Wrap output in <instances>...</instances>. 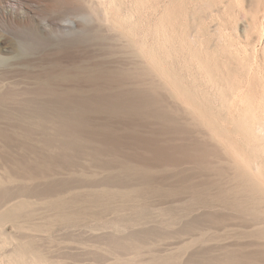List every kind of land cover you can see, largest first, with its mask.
Returning a JSON list of instances; mask_svg holds the SVG:
<instances>
[{
    "label": "rangeland",
    "instance_id": "rangeland-1",
    "mask_svg": "<svg viewBox=\"0 0 264 264\" xmlns=\"http://www.w3.org/2000/svg\"><path fill=\"white\" fill-rule=\"evenodd\" d=\"M133 1L118 0V16ZM82 3L64 12L83 33L33 39L21 58L7 52L22 76L4 80L0 67V196L23 194L6 208L31 203L20 225H0V264H47L16 257L22 238L60 264H213L222 252L232 264H264V194L245 192L242 167L264 165V0H155L152 19L143 2L135 27L121 17V31L135 28L129 41L97 30L103 0ZM70 66L83 72L60 79L55 69ZM69 83L72 96L84 84L98 98L55 100Z\"/></svg>",
    "mask_w": 264,
    "mask_h": 264
},
{
    "label": "bare ground",
    "instance_id": "bare-ground-1",
    "mask_svg": "<svg viewBox=\"0 0 264 264\" xmlns=\"http://www.w3.org/2000/svg\"><path fill=\"white\" fill-rule=\"evenodd\" d=\"M27 1V0H26ZM24 2L23 0H15V2L14 3H9L8 5L7 4H5L2 0H0V33H1V35L3 36V37H1L0 36V67H2V68H6V70H4V71H6L5 72V74H4V80L5 79H8V78H12V77H14L13 76V74H17V73H20V69H19V71L18 72H13L14 71V68L12 67V65L14 64V66L15 65H17V57H15V56H8L7 55V52H9V51H14V49L17 51L16 52V54H18V56H20L19 58H21V57H23L24 55V52H26V51H24L25 50V48H26V46L27 47H29V45H34V42H33V39L35 40V39H37L38 41L39 40H43V41H49V40H51L52 38H56V36H58V34L56 33V32H64L65 30V35L66 36H68V35H74V34H81V33H83L84 32V30L82 29V27H81V24L80 23H78V22H76L73 18H71V17H67V15L65 14V10L67 11V10H76V9H78V8H80V7H82V5H83V3H82V0H28V2ZM118 1V0H117ZM117 1L116 0H106V1H104L103 0V2H104V4L107 2V4H102V3H100V4H102V5H99V6H101L100 7V9H97L96 8V10L98 11V10H100V11H98V12H100V13H102V16H101V18L100 19H102V22L104 23L103 25H101L100 23H98V24H100L101 26L99 27V29L97 28V30L100 32H105V30H106V35L109 37H112L113 39H114V41H115V39H120V37L121 38H123V36H124V38L126 37V36H128V38L130 39V37L133 35V33H135V32H133V30H135V28L133 29L132 28V32H131V29L129 30V32H124L123 30L121 31V27H123L124 26V24H122L121 22H123L122 20H121V17L123 16V12H124V9H123V12H122V10H121V17L120 16H118V13H117V10H118V3H117ZM29 2H31V3H29ZM144 2V4L145 5H143V4H141V3H143ZM34 3V4H33ZM120 3V2H119ZM133 4H132V8L130 7V9L129 10H127L128 12H127V14H125V17H122L125 21H127V22H129V24H125V26H126V28L128 27L129 28V26H131V27H135V25L138 23V20H139V15H138V10L140 9V7L143 5V6H145V13H146V16H148V14H151V12H153V7L155 6L154 5V3H155V0H134L133 2H132ZM43 5H45L46 6V8L45 9H42L41 8V6L43 7ZM129 5H130V3H129ZM225 5V4H224ZM99 6H98V8H99ZM142 6V7H143ZM127 8H128V6H127ZM144 8V7H143ZM41 11H44V12H46V13H43V12H41ZM119 11V10H118ZM141 11V10H140ZM143 11V10H142ZM68 12V11H67ZM66 12V13H67ZM97 12V13H98ZM213 13V12H212ZM66 16L65 17V19L64 20H66L67 22H70V28H66V29H62V26L63 25H61L62 23H59L58 21H57V18H59V17H64V15ZM141 14V13H140ZM208 14V13H207ZM210 14V13H209ZM69 16V15H68ZM152 15H149L148 17L150 18ZM206 16V15H205ZM142 17V16H141ZM148 17H147V19H144V20H149L148 19ZM61 18V19H62ZM210 18V17H209ZM151 19H152V17H151ZM131 21V22H130ZM140 21V20H139ZM206 21V20H205ZM145 22V21H144ZM148 22V21H147ZM151 22V21H150ZM150 22H148V23H150ZM148 23H146V25L148 24ZM139 24V23H138ZM95 25V24H94ZM121 25H123V26H121ZM103 26V27H102ZM105 26H106V28H105ZM124 26V27H125ZM148 26H150V25H148ZM152 27V26H151ZM126 28H124V30L126 29ZM150 28V27H149ZM120 30V31H119ZM128 30V29H127ZM114 31L116 32V33H114ZM121 33H119V32ZM148 32H150V33H152V30L150 29V31L149 30H147ZM112 33V34H111ZM117 33L119 34V36L120 37H118V35H117ZM145 33V32H144ZM132 34V35H131ZM146 35H147V32L145 33ZM99 35V34H98ZM152 35V34H151ZM80 36V35H79ZM148 36H150L149 34H148ZM151 37V36H150ZM150 37L148 38L150 41H152L151 39H150ZM9 38H13L12 40H14V42H12V46H11V48H10V46H8L6 43H7V41H9L8 39ZM127 38V37H126ZM127 38V39H128ZM144 38H146V36L144 37ZM203 38V37H202ZM232 38V37H231ZM110 39V38H109ZM129 39H128V41H129ZM85 40V39H84ZM130 40H132V39H130ZM16 41V42H15ZM66 41H70V40H66ZM81 41H83V40H81ZM144 41V40H143ZM145 41L148 43V41H147V39H145ZM144 41V47H146V49H147V45H149V43L147 44L146 42ZM33 42V43H32ZM35 42H37V41H35ZM69 43V42H68ZM67 42L66 43H64V44H68ZM70 43H72V41H70ZM69 43V44H70ZM145 43L147 44V45H145ZM152 43V42H151ZM225 43V42H224ZM79 44H80V40H79ZM79 44H77L78 46H80ZM86 43H84V45H85ZM88 44V43H87ZM36 45V44H35ZM84 45H81V46H84ZM150 45H152V44H150ZM149 45V46H150ZM71 46V45H70ZM133 46V45H132ZM33 47V46H32ZM35 47V46H34ZM85 47V46H84ZM151 47H153V46H151ZM230 47H232V46H230ZM29 48H31V47H29ZM28 48V50L30 51L31 49H29ZM36 48H37V46H36ZM35 48V49H36ZM149 49H150V47H148ZM39 49V48H38ZM148 49V50H149ZM220 49V48H219ZM34 50V49H33ZM28 51V52H29ZM35 51V50H34ZM34 51H30L29 53L31 54H28V55H30V56H25L26 57V59L28 58V57H31L32 58V52L33 53H35ZM37 51V50H36ZM39 51V50H38ZM147 51V50H146ZM150 51H151V49L148 51V54L146 53V55H147V57H146V59L144 60L145 61V63H146V68H147V71L148 72H151L152 71V69H153V67H152V65H153V63H152V58L153 57H151V53H150ZM134 52H135V50H134ZM152 52V51H151ZM43 53V52H42ZM45 53V52H44ZM43 53V54H44ZM83 53H85V52H83ZM138 53V52H137ZM153 53V52H152ZM36 54H37V56H38V53L36 52ZM35 54V55H36ZM35 55H34V57H35ZM42 55V54H41ZM84 55V54H83ZM81 56V57H85V56ZM87 55V54H86ZM134 56H135V54H133ZM136 55H139V53L138 54H136ZM145 55V54H144ZM145 55V56H146ZM237 55V54H236ZM80 56V55H79ZM25 57L23 58V60L21 61H19V62H24V59H25ZM33 57V58H34ZM38 57H40V56H38ZM38 57H36V58H38ZM41 57H43V56H41ZM46 57H47V55H46ZM60 57V56H59ZM76 57V56H75ZM80 57V58H81ZM87 57V56H86ZM85 57V58H86ZM31 58L29 59L30 60V64H28V62H27V65H32L33 63L31 62ZM48 58H50V57H48ZM72 58H74V57H72ZM79 58V59H80ZM90 58V57H89ZM26 59H25V61H26ZM41 59H43V58H41ZM51 59H54V58H51ZM56 59V58H55ZM68 59V58H67ZM82 59V58H81ZM33 60V59H32ZM36 60H38V62H39V59H36ZM44 60H46V58H44ZM50 60V59H49ZM48 60V62H51V61H49ZM57 60V59H56ZM56 60H52V61H56ZM88 61H90L89 59H87ZM34 61V63H36L35 62V60H33ZM71 61V60H70ZM69 61V62H70ZM44 62V61H43ZM66 62V61H65ZM68 62V61H67ZM68 62V63H69ZM79 62V61H78ZM86 62V61H85ZM40 63H42L41 61L39 62V64ZM55 63V62H54ZM57 63H59V62H57ZM68 63H66V64H68ZM72 63H73V60H72ZM134 63V62H133ZM249 63V62H248ZM18 64H21V63H18ZM23 64H26V62H24ZM38 64V65H39ZM47 64V63H46ZM78 64H80V63H78ZM26 65V66H27ZM50 65V64H49ZM58 65V64H57ZM56 65V66H57ZM76 65V64H75ZM74 65V66H75ZM81 65V64H80ZM84 65H87V64H84ZM11 66V67H10ZM34 66H36V64H34ZM34 66H32V67H34ZM53 66V65H52ZM82 66V65H81ZM55 66H53V68H54ZM71 67L72 66H70V67H67V68H61L60 69V67H58L57 69H58V71L55 69V71L56 72H59L58 73V76H60V79L63 77V79L64 80H68V79H70L71 77L73 78L74 76H76L74 73H76V74H81V72H83V71H81L80 70V72H79V66L78 67H76V68H78L77 70H76V68H75V70H76V72H75V70L74 69H71ZM88 67V66H87ZM171 67V66H170ZM241 67V66H240ZM49 68V67H48ZM73 68V67H72ZM15 69H17V68H15ZM23 69V68H22ZM71 69V70H70ZM13 70V71H12ZM43 70H45V69H42V72H44ZM51 71H54V70H52V69H50ZM60 70V71H59ZM73 70V71H72ZM243 70V69H242ZM3 71V70H2ZM3 71V72H4ZM16 71V70H15ZM27 70H25V73H29L30 72V70H28L27 72H26ZM34 70H32L31 72H33ZM36 71H38V70H36L35 69V71L33 72V73H35ZM54 71V72H55ZM79 73H78V72ZM11 72H13L12 73V76H11ZM30 72V73H31ZM40 72V71H39ZM40 73L41 75L43 74V73ZM46 72V71H45ZM48 72V71H47ZM46 72V73H47ZM147 72V73H148ZM24 73V74H25ZM37 73V72H36ZM48 74V73H47ZM49 74H51L50 73V71H49ZM17 75H19V74H17ZM16 75V76H17ZM27 75V74H26ZM26 75H25V77H26ZM35 75H37V74H35ZM35 75H29V77L31 76V77H35L34 79H37V77L38 78H40L39 76L40 75H38V76H35ZM46 75V74H45ZM51 75H53V73L51 74ZM56 74H54V76H55ZM11 76V77H10ZM19 76H22V75H19ZM54 76H52V78L54 77ZM81 76H83V75H81ZM80 76V78L82 79V77ZM24 77V76H23ZM42 77V76H41ZM45 77H48V76H44L43 78H45ZM49 77L51 78V76L49 75ZM57 77V76H56ZM56 77H54L55 78V81H53V79H50V81H51V85H53L52 83H56L57 82V80H56ZM58 78V77H57ZM85 78V77H84ZM83 78V79H84ZM24 79V78H23ZM33 79V78H32ZM42 79V78H41ZM18 80V79H17ZM21 80V79H20ZM38 80H40V79H38ZM85 80V79H84ZM88 80V79H87ZM174 80V79H173ZM19 81V80H18ZM22 81H24V80H21V81H19V82H22ZM36 81V80H35ZM42 81V80H41ZM48 81V80H47ZM47 81H44V82H46V83H48V85H49V82H47ZM80 81V80H79ZM134 81V80H133ZM201 81V80H200ZM15 83L14 84H17V83H19V82H17V81H14ZM26 82V81H25ZM38 82V81H37ZM132 82V81H131ZM130 82V83H131ZM10 83H13V82H7V86L9 85L10 87L12 86V85H10ZM39 83V82H38ZM54 83V85H55V87H57L56 86V84ZM62 83V82H61ZM65 83V82H64ZM79 83H81V82H79ZM82 83H85V81H83ZM133 83H135V82H133ZM148 83H150V80H148ZM44 84V83H43ZM86 84H88V83H86ZM5 85V84H4ZM59 85V84H58ZM61 85V84H60ZM64 85H67V84H64ZM69 85V86H68ZM67 86H65V88L66 87H70V83L68 84ZM82 86V89H83V87L85 88V85L84 84H81ZM84 85V86H83ZM6 86V87H7ZM87 86H90V85H87ZM92 86V85H91ZM133 86V85H132ZM54 87V86H53ZM72 87V86H71ZM79 85L78 86H76V87H72V89H78L79 91V93H76V95L78 94V96H75V93H74V96H72L73 95V93H72V95H71V93L70 92H68V88H66L65 90H66V92H60V93H57V92H55V93H57L55 96H57V98L55 99V100H57V99H61V100H69V99H73V100H76L77 98H78V100L80 99V98H82V100L83 99H88V98H91V99H94V98H98L97 96H93V95H91V94H84V93H86L85 91H81V88ZM149 87V86H148ZM60 88H62V85H61V87ZM59 89V88H58ZM63 89V88H62ZM71 89V88H70ZM131 89H132V87H131ZM150 89H151V86H150ZM176 89V88H175ZM202 89V88H201ZM228 89V88H227ZM133 90V89H132ZM131 90V91H132ZM212 90V89H211ZM81 91V92H80ZM130 91V92H131ZM59 92V91H58ZM198 92V91H197ZM81 93V94H80ZM133 93V92H132ZM135 93V92H134ZM133 93V94H134ZM217 93H219V92H217ZM129 93H127V95H128ZM133 94H132V96H133ZM37 95H39V94H37ZM53 95V94H52ZM96 95V94H95ZM100 95V94H99ZM98 95V96H99ZM120 95V94H119ZM39 96H41V95H39ZM112 96V95H111ZM131 95H129L127 98L129 99V97H130ZM34 97V96H33ZM102 97V96H101ZM108 97V96H107ZM113 98H115L114 96H112ZM125 97V98H126ZM134 97H136V96H134ZM29 98H31V97H29ZM34 98H36V96L34 97ZM48 98H50V100H54V98L55 97H50V96H48ZM110 98V97H109ZM117 99H118V97H116ZM124 98V96L122 97V99ZM124 98V99H125ZM140 98V97H139ZM39 99V98H38ZM131 99H133V98H131ZM35 100H37V99H35ZM40 100H44V98H42V99H40ZM223 100V99H222ZM212 102V101H211ZM209 103V102H208ZM227 105V104H226ZM225 109V108H224ZM217 112V111H216ZM221 114V113H220ZM219 117H220V115H219ZM213 118V117H212ZM215 118V117H214ZM202 119H203V116H202ZM225 119V118H224ZM249 121V120H248ZM261 122H263V121H261ZM260 122V124H259V126H258V129H257V131H256V133L257 132H259L260 134L262 133L263 134V137H262V135H261V138H264V122H263V124ZM255 124V123H254ZM223 125V124H222ZM226 125V124H225ZM257 125V124H256ZM253 127H254V125H252ZM207 127V126H206ZM234 127V126H233ZM220 129V128H219ZM254 129H255V127H254ZM256 130V129H255ZM245 131V130H244ZM251 131V130H250ZM254 131V130H253ZM254 133V132H253ZM252 132L250 133V134H253ZM260 134H258V135H260ZM248 135V134H247ZM257 134H256V136H258ZM248 137H250V136H248ZM239 138V137H238ZM258 138V137H257ZM229 139V138H228ZM252 139H254V138H252ZM261 140V139H260ZM157 141V140H156ZM240 141V140H239ZM244 141V140H243ZM264 141V140H263ZM254 144V143H253ZM246 145V144H245ZM257 145V144H256ZM256 148V147H255ZM232 150V149H231ZM165 151V150H164ZM262 153V152H261ZM253 156V155H252ZM252 158V157H251ZM262 158V157H261ZM254 159V158H253ZM255 161H253L252 160V162H251V160H250V163L248 162V161H245V162H248V164H247V166H249V167H247V166H242V164H241V166L242 167H246V169L245 170H250L249 172H245V174L247 175V178L248 179H244L245 181H246V183H245V186H244V189H245V192L246 191H248V192H250V193H260V192H262L263 194H264V176L262 177V173H260L261 172V168L264 166V165H262L263 163L262 162H259V160H256V159H254ZM233 162V161H232ZM264 162V161H263ZM239 163V162H238ZM245 164V163H244ZM236 166H239V164H237ZM237 168H239V170H238V172H240V167H237ZM248 168V169H247ZM244 170V169H243ZM263 170V169H262ZM242 172V171H241ZM259 172V173H258ZM264 172V171H263ZM240 175H243V173L242 174H240ZM201 177V176H200ZM240 177V176H239ZM242 177V176H241ZM244 178V177H243ZM244 183V182H243ZM23 190V189H22ZM6 191V190H5ZM244 191V190H243ZM2 192H4V191H2ZM9 192V193H8ZM11 191H7V193L6 194H4L3 196L4 197H2V195L0 196V197H2V198H0V225H2V223H6L7 221H12V224H13V221H16V219L18 218V217H20V216H23L24 215V213H22L23 215H21V211L23 212V211H25L24 209H26L27 210V207H28V209H29V206H27V204L28 205H30L31 203H29V202H27L28 200H27V196H26V198L25 197H23V200L25 199V202H19V201H22V199H19V203H15V204H13V205H9V207H5V205L6 204H8L9 202H12V200H14V199H16V197L17 196H21V195H23V194H21V195H19L20 194V192H19V190H18V193L17 192H13V193H10ZM25 192V191H24ZM208 192V191H207ZM22 193V192H21ZM17 194V195H16ZM25 194V193H24ZM45 194V193H44ZM35 197H36V195H34ZM39 196H42V195H39ZM240 196V195H239ZM260 196V195H259ZM264 196V195H263ZM31 197V196H30ZM38 199H40L39 197H37ZM256 198V197H255ZM260 198V197H259ZM262 198H264V197H262ZM29 199V198H28ZM258 199V198H257ZM256 199V200H257ZM261 199V198H260ZM16 202V201H15ZM27 202V203H26ZM33 206V205H32ZM5 207V208H4ZM30 207H31V205H30ZM4 208V209H3ZM58 211V210H57ZM211 211V210H210ZM64 211L63 210H61V212L60 213H63ZM260 212V211H259ZM65 214V213H64ZM68 214V213H67ZM26 215V214H25ZM66 215V214H65ZM67 216V215H66ZM22 218V217H21ZM22 220H24V219H22ZM18 222V223H17ZM17 222H15V223H17V224H13V225H18L19 224V221H17ZM20 222H21V219H20ZM7 223H11V222H7ZM7 225V224H6ZM20 225V224H19ZM214 225V224H213ZM0 228H3V226H0ZM3 230V229H2ZM10 237V240H9V238H7L6 240H8V242L10 241H12V240H14L13 239V237L11 236V235H9ZM141 236V235H140ZM5 240V241H6ZM22 240L24 241L25 240V242H26V238L24 239V238H22ZM138 240V239H137ZM27 241H28V239H27ZM31 241V240H30ZM131 241V240H130ZM132 241H134V240H132ZM20 242V241H19ZM25 242L23 243V242H20L19 244H16V242H15V244H14V247L16 248V249H14L15 250V252H16V257H19V258H23V259H25L26 257L27 258H29L31 255V257H33V259H35L34 261L35 262H38V260H41V261H43V259H44V261H48L47 262V264H60V261L59 260H51V259H49L48 258V255L47 256H45L46 254H41V249H40V251L41 252H38V249H36L35 250V246H34V244L32 245V244H30V245H32L31 247H29L30 245H28L27 246V244H29L28 242L25 244ZM101 242H103V241H101ZM107 242V241H106ZM122 242V241H121ZM135 242V241H134ZM104 243V242H103ZM107 243H109V242H107ZM110 244L112 245L113 244V248H117V247H120L119 245L121 244L120 242H119V240L117 239V238H115L114 237V240H112V243H111V241H110ZM109 244V245H110ZM130 244H134V243H130ZM26 245V246H25ZM110 245V246H111ZM124 245V244H123ZM122 245V246H123ZM112 247V246H111ZM111 247H109V248H111ZM126 247V246H125ZM132 247V246H131ZM33 248H34V250L35 251H33ZM37 248V247H36ZM122 248V247H121ZM123 248H124V246H123ZM138 248V247H137ZM225 248V247H224ZM112 249V248H111ZM109 250V249H108ZM113 250V249H112ZM122 250V249H121ZM121 250H119V251H121ZM226 250V249H225ZM110 251V250H109ZM116 251V250H115ZM118 251V252H119ZM220 251V250H219ZM111 252V251H110ZM150 252V251H149ZM31 254L30 256H29V254ZM43 253H45V252H43ZM119 253H122V252H119ZM127 253V252H126ZM115 254H116V252H115ZM114 254V255H115ZM15 255L13 256V257H15ZM29 257H28V256ZM122 255H123V253H122ZM126 255V254H125ZM227 254H225V253H223L222 252V254H217L215 257H214V259H213V264H232V262H231V260L229 259V256H226ZM229 255V254H228ZM246 255H247V253H246ZM261 255V254H260ZM158 256V255H157ZM170 256V255H169ZM15 257V258H16ZM207 257H208V255H207ZM231 257H233V256H231ZM14 258V259H15ZM209 258V257H208ZM128 260H130L129 258H127ZM212 259V258H211ZM132 260V259H131ZM162 260V259H161ZM32 261V260H31ZM62 262V261H61ZM66 262V261H65ZM124 262V261H123ZM138 262V261H137ZM136 262V263H137ZM247 262V261H246ZM248 263V262H247ZM134 264V263H133ZM141 264V263H140ZM252 264V263H251Z\"/></svg>",
    "mask_w": 264,
    "mask_h": 264
}]
</instances>
